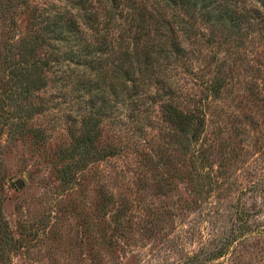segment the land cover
Wrapping results in <instances>:
<instances>
[{
    "label": "rangeland",
    "instance_id": "374dc122",
    "mask_svg": "<svg viewBox=\"0 0 264 264\" xmlns=\"http://www.w3.org/2000/svg\"><path fill=\"white\" fill-rule=\"evenodd\" d=\"M233 1L234 30L163 0H0V48L74 19L81 40L51 65L87 46L101 64L46 71L28 112L0 111V264H264V233L239 227L264 223V0ZM163 19L181 50L145 60Z\"/></svg>",
    "mask_w": 264,
    "mask_h": 264
},
{
    "label": "trees",
    "instance_id": "16d2710c",
    "mask_svg": "<svg viewBox=\"0 0 264 264\" xmlns=\"http://www.w3.org/2000/svg\"><path fill=\"white\" fill-rule=\"evenodd\" d=\"M163 1L165 7L175 9L180 6L182 10H198L194 12L201 14L202 11H204L203 15H209V12L210 14L214 13L211 8L218 10V14L215 15V17H217V19L215 18V21L217 24H220V26L228 29L230 28L231 30L232 27L233 30L234 28L238 27V20L239 18L241 19V14H236L233 10V7L236 6V1L234 2L233 0H228L226 5L214 3L216 0ZM253 11L257 12L256 10ZM176 12L177 14H173L175 20L180 19L179 23L185 22V19L180 13L181 11ZM183 12L186 14L185 11ZM237 15L239 17H237ZM113 20L115 19H107L106 25L108 26L111 24ZM175 20L173 19L172 23L176 22ZM168 26L169 23L163 19L161 27L158 28L159 33L155 34V38H153L151 41H148L149 46H145V60L154 57L155 59L163 57L169 60V58L181 50L177 39L169 37L168 34L171 32L172 28L168 29ZM43 31H45V35L40 37L33 36L28 39H22L14 44L4 42L0 48V72L1 74L4 73V76H2L0 80L2 88L0 95L6 96L4 100L0 102L1 112H4V108H6V106L14 108L16 107L15 109L18 112L27 111L24 106H31L29 103H27V100L31 94V90L43 87V85H45L46 80L44 77V72L46 71H59L65 79H68L67 75L70 74L75 76L78 67L82 68L83 72L88 74H91L94 71L98 72V75L101 74L100 58L99 56L97 57L96 50L92 51L93 49H89L88 46L85 47L80 53L79 51L75 52L69 50L66 54L65 61L63 59L61 60L62 68L56 70L57 66L60 64V58L62 57L60 56V52L66 50L67 48L75 47L76 44H79V40H81V30L77 20L53 19L51 24L43 27ZM41 49L44 50L42 53L40 52ZM99 50L102 52L101 49ZM49 51H51L50 54ZM91 51L93 53V57H91L89 54ZM51 60L57 62V66L51 65ZM131 73L132 70L130 62L129 67L124 68L123 77L120 76V78L123 79L125 84H130L131 89L129 92L131 94L133 93V95H136L139 93V90L140 92L142 91L139 88V85L143 84L144 82L141 78L133 79L134 73ZM163 104H165V116L167 120L175 124V126H177L181 131L187 132L190 128H194L193 121H195L196 118L192 111L189 109L184 111L174 107L171 102H164ZM17 120L18 121H16L14 124L15 128L18 129L22 127L23 124L21 121H19V119ZM87 125L88 127H86L82 133L81 138L85 142H87L90 132L89 123ZM194 134L195 133H193V135ZM243 212L248 215L246 211ZM239 227H243L240 237H244L250 233H264V223L250 225L247 223V220H244L242 223H240Z\"/></svg>",
    "mask_w": 264,
    "mask_h": 264
}]
</instances>
